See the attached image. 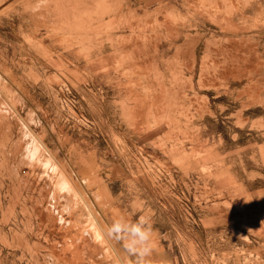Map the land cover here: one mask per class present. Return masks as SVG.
<instances>
[{
    "label": "rangeland",
    "instance_id": "rangeland-1",
    "mask_svg": "<svg viewBox=\"0 0 264 264\" xmlns=\"http://www.w3.org/2000/svg\"><path fill=\"white\" fill-rule=\"evenodd\" d=\"M122 215L264 264V0H0V264H125Z\"/></svg>",
    "mask_w": 264,
    "mask_h": 264
},
{
    "label": "clouds",
    "instance_id": "clouds-1",
    "mask_svg": "<svg viewBox=\"0 0 264 264\" xmlns=\"http://www.w3.org/2000/svg\"><path fill=\"white\" fill-rule=\"evenodd\" d=\"M105 236L122 246L125 264H155V232L150 217L141 215L132 220L122 215L106 228Z\"/></svg>",
    "mask_w": 264,
    "mask_h": 264
},
{
    "label": "bare ground",
    "instance_id": "bare-ground-1",
    "mask_svg": "<svg viewBox=\"0 0 264 264\" xmlns=\"http://www.w3.org/2000/svg\"><path fill=\"white\" fill-rule=\"evenodd\" d=\"M33 153H34V152H33ZM35 153H36V152H35ZM57 169H58V168H57ZM63 173H64V172H63ZM65 174H66V173H65ZM62 175H63V174H62ZM62 177H64V175H63ZM65 178H66V177H65ZM64 180H65V179H64ZM62 183H63V181H62ZM64 184H66V185H67V184L71 185L70 182L67 181V179L65 180V182H64L62 185L64 186ZM66 185L64 186V188H67ZM68 187H69V186H68ZM72 187H73V186H72ZM69 190H70V189H69ZM74 191H76V190H74ZM99 232H100V231H99ZM98 235H100V234H98ZM100 236H102V235H100ZM100 236H99V237H100ZM99 237H98V238H99Z\"/></svg>",
    "mask_w": 264,
    "mask_h": 264
}]
</instances>
